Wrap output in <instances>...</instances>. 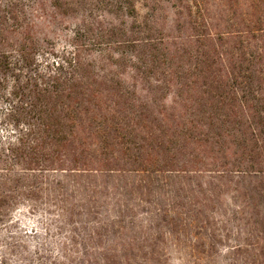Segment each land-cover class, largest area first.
Returning <instances> with one entry per match:
<instances>
[{
  "label": "trees",
  "instance_id": "16d2710c",
  "mask_svg": "<svg viewBox=\"0 0 264 264\" xmlns=\"http://www.w3.org/2000/svg\"><path fill=\"white\" fill-rule=\"evenodd\" d=\"M0 100L21 171L93 181L117 220H238L264 259V0H0Z\"/></svg>",
  "mask_w": 264,
  "mask_h": 264
},
{
  "label": "rangeland",
  "instance_id": "374dc122",
  "mask_svg": "<svg viewBox=\"0 0 264 264\" xmlns=\"http://www.w3.org/2000/svg\"><path fill=\"white\" fill-rule=\"evenodd\" d=\"M139 12L146 10L140 6ZM81 14L65 17L59 27L45 21L39 33L66 46ZM5 109L0 100V264L252 262L250 250L232 249L238 220L226 224L224 216L211 213L209 224L190 226L188 217L174 214L168 204L143 205L134 217L117 220L108 200H99L93 181L76 174L21 171L6 151L16 134L3 118Z\"/></svg>",
  "mask_w": 264,
  "mask_h": 264
}]
</instances>
